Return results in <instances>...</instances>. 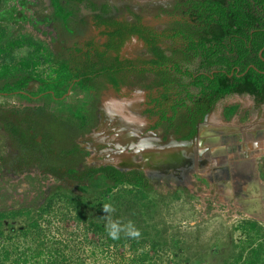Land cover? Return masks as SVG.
<instances>
[{"label": "trees", "instance_id": "obj_1", "mask_svg": "<svg viewBox=\"0 0 264 264\" xmlns=\"http://www.w3.org/2000/svg\"><path fill=\"white\" fill-rule=\"evenodd\" d=\"M5 1L0 0V10ZM84 1L51 0V3L58 11L57 16L68 26L70 16ZM90 4L92 10L99 12L93 16L94 25L102 28L107 42L101 45L93 38L70 62L54 60L48 46L30 35L9 38L0 25V96L17 94L29 100L44 95L62 99L70 88H79L92 91L96 102L108 85L119 92L130 84L132 77L153 74L159 77L156 85L161 87L159 96L150 98L161 108L162 121L172 122L175 118V115L168 116L166 108L170 102L175 112L177 106L191 102L202 118L219 100L235 94H250L257 103L264 102V0H188L184 13L187 18L176 21L173 29L163 31L145 25L137 15L134 21L111 18L107 16L108 4L101 7L93 1ZM131 37L143 41L156 58H123L120 52ZM166 40L180 44L184 57L189 55L200 62L193 68L184 67L180 62L170 67V59L161 46ZM23 48L28 49L27 55L15 62L14 52ZM46 65H49L46 70H40ZM171 73L177 76L172 81ZM33 82L38 83L35 93L28 91ZM188 109L194 115L192 107ZM237 109V106L227 108L226 116L234 115ZM96 113L95 108L84 107L76 109L72 117L58 116L43 106L26 107L15 114L0 110L1 124L17 152L13 160L0 158L3 164L9 165L12 160L19 169L39 166L48 174L77 184L84 193L88 187H106L99 198H89L57 186V193L39 212L1 211L0 264H29L36 259H42L41 264L76 263L65 252L68 246H62L61 242L46 244L47 230L40 221L44 215L53 214L55 202L62 203L65 210L60 211L59 221L66 223L74 218L86 232L105 239L107 247L127 246L132 254L130 264H158L157 256L150 257V250L157 254L168 246V241L150 237L144 231L148 225H143L142 219L151 209L148 206L151 201H147L150 180L142 171H122L112 165L80 168L86 153L77 140L97 126ZM160 124L161 121L157 123ZM194 132L195 129L187 138ZM120 187L123 188L119 195L117 192L107 200V195ZM238 229L242 239L217 264H264V226L257 221L243 220ZM178 237L175 235L171 240L175 248L182 245ZM147 248L150 250L146 251Z\"/></svg>", "mask_w": 264, "mask_h": 264}, {"label": "rangeland", "instance_id": "obj_2", "mask_svg": "<svg viewBox=\"0 0 264 264\" xmlns=\"http://www.w3.org/2000/svg\"><path fill=\"white\" fill-rule=\"evenodd\" d=\"M90 1L97 5L100 0H85L84 3L78 5L76 13L70 16L68 26H65L63 20L57 16L58 11L55 10L51 0H6L0 10V25L6 30L9 38L30 35L34 39L44 42L52 51L54 60L58 62L74 61L81 54L80 51L85 49L86 42L94 38L92 26L94 10L91 9ZM27 52V48L17 49L14 52L15 62L20 61L27 55ZM48 66H42L40 70H46ZM28 91L34 93L38 91V83L33 82ZM103 95L104 93L95 102L92 91H83L79 88H70L62 99L33 95L36 97L28 100L13 94L0 96V110H10L15 114L26 107L43 106L58 116L72 117L73 112L80 107L95 108L99 124L91 133L80 137L87 138L100 125ZM229 106H237L236 113L239 110H245L244 119H248L247 117L251 115V107H243L241 102H226L223 108ZM235 114L230 117L226 116L227 120L235 119ZM222 120L226 121L223 117ZM80 138L77 140L78 144ZM79 145L86 153L80 168L83 165L105 166L94 165L91 162V151L81 144ZM16 156L17 152L13 149L0 120V158L11 157L13 160ZM135 159L138 162L142 161L138 154L135 155ZM12 160L9 165L3 164L0 160V212L18 209L39 212L57 193V186H63L89 198H99V194L106 188L104 186L100 188L88 187L84 193L77 184L68 182L65 178L61 179L48 174L39 166L33 165L19 169V166ZM259 163H262L264 168V155L262 159H259ZM262 165L260 170L263 172L261 171L262 178H260L264 182ZM138 170L146 174L144 170ZM147 178L151 182L147 200L151 201L148 204L151 209L149 215L142 219L144 220L143 225H148L144 231H147L150 237L154 235L157 239L168 241V246L172 247L168 248L167 246L157 254L147 248L146 251L150 250V257L157 256L158 264L220 263L232 252L233 244L242 239L241 231L238 229L241 221H257L264 226L263 217L249 215L224 200L222 195L225 192V187L205 174L190 170L188 182L180 185L174 182L168 185L167 181L160 182V179L157 181L151 176H147ZM122 188L120 187L114 190L111 195H107V200H111V196L114 197L117 192L119 195ZM62 208V203L55 202L53 214L44 215L40 221L42 227L47 230L45 238L47 245L61 242L62 246H68L65 252L74 257L75 264H79L80 261L84 264H130L132 254L127 246L118 249L107 247L105 239L92 232H86L82 228V224H78L74 218H69L66 223L59 221L60 213L65 211ZM17 225L19 226L20 223ZM50 226L51 228H49ZM155 230L160 233L157 234ZM175 235L179 236L177 241L182 243L177 248L171 243ZM12 244L14 245V243ZM176 255L177 257H174ZM41 260H31L29 264H41Z\"/></svg>", "mask_w": 264, "mask_h": 264}, {"label": "water", "instance_id": "obj_3", "mask_svg": "<svg viewBox=\"0 0 264 264\" xmlns=\"http://www.w3.org/2000/svg\"><path fill=\"white\" fill-rule=\"evenodd\" d=\"M175 1L177 0H100L97 6L108 4L110 11L107 16L111 18L134 21V15H137L143 19L147 26L163 31L176 27V19L182 14V10L178 11L175 18H172L164 13L166 10H161L174 5ZM95 13L97 11L94 10L93 16ZM93 16L94 38L99 44L104 43L105 39L101 35L102 29L95 27ZM162 47L167 52L170 64L180 62L184 67L191 66L193 68L198 63L189 55L183 56L182 51L179 50L180 44L166 40ZM120 53L129 59L150 60L152 57L146 46L137 38L128 40ZM176 77L174 73L169 74L171 81ZM159 80V77L153 74L144 78L132 77L130 84L118 93L112 91L111 88L104 93L98 129L89 137L80 138L78 141L79 144L91 151V162L94 165H114L122 171L138 168L144 170L146 176L180 184H186L188 172L195 170L225 187V192L222 195L224 200L249 215L259 218L264 216V186L258 178L254 164V157L258 153H264V140L259 142L260 144H256L257 147H263L257 153L251 149L253 140L243 142L242 144L244 146L246 144L247 149L242 155H240L241 153L236 154L237 151L234 150L229 151L221 144L222 136L233 133L237 138H240L242 135H238L239 133L246 132L250 128H257L262 124L264 122V105L263 108L257 109L259 105L249 96L236 95L217 103L209 117V123L200 124L199 143H202V146L194 158L187 150V145L170 149L137 145L134 142V136L142 129L136 117L143 114V104L146 102L148 93L156 92L154 95L159 96L158 89L161 86L156 85ZM152 85L156 88L152 89L153 92L152 90L147 92V88L149 89V86ZM173 88L176 86L174 85ZM226 102H241L243 107L250 106L251 121L244 125L226 124L221 116V110ZM231 129L237 130V133ZM156 135L158 138H162L164 133L158 131ZM102 138H105L106 143L102 144L101 151L97 152V149L93 148L94 142L100 141ZM136 154L142 159L141 162L136 161ZM179 174H181L180 179Z\"/></svg>", "mask_w": 264, "mask_h": 264}, {"label": "flooded vegetation", "instance_id": "obj_4", "mask_svg": "<svg viewBox=\"0 0 264 264\" xmlns=\"http://www.w3.org/2000/svg\"><path fill=\"white\" fill-rule=\"evenodd\" d=\"M187 1L188 0H177V1H175L174 5H170V7H172V8L168 7V8L161 9V10L162 11L166 10L164 13L166 15H168V17L170 16L172 18L174 16H176V13L178 11L182 10L181 11L182 14L181 15L179 14L180 17H177L176 21H183L184 18H187L184 15V13L187 10V7H185V3ZM97 13H99V12L97 11ZM142 22H143V19H142ZM98 29H102V28H98ZM101 35H103V34L101 33ZM103 37H104L105 41H104V43H101V45H104L107 42V37L104 35H103ZM133 38L139 39L138 37H131L130 39H133ZM127 41H126V43H127ZM95 42L98 43L96 40H95ZM141 42L143 43V41H141ZM125 44H124V46H125ZM143 45L145 46L144 43H143ZM161 46H162V44H161ZM162 49H163V47H162ZM149 53L152 56L150 58V60L156 58L152 52L149 51ZM123 58H125V57H123ZM147 60H149V59H147ZM198 62H200V61H198ZM174 64H170L169 66L172 67V65H174ZM178 78L181 79L180 77H178ZM110 88L115 93H118V91H116L112 86L108 85L107 88L102 90L101 94L107 92ZM123 88L124 87H122L121 90ZM153 88L155 89L156 86H154V85L149 86V89L147 88V92L151 91ZM195 89H197V88H195ZM152 92H153V90H152ZM197 92H198V90H197ZM154 94L153 93L147 94L146 102L143 104L144 105L143 106L144 107L143 108V114L136 117L137 122L139 123L142 130L137 135L135 134V136H134L135 141L134 142L137 145H148L151 148L156 147L157 149L158 148L170 149L172 147L176 148L177 146L186 147V145H187V147H186L187 150L191 152V156H193V158H194V155L198 154V151H199L200 147L202 146V143H199V133H200L199 127H200V124L206 123V122L209 123V117L211 116L212 111L216 107L217 103H219L223 99L219 100L215 104V106H213L212 109L210 111H208L207 114H205L203 116V118H202V113L197 112L196 111L197 108H195V105L191 104V102H188V104L185 106H177V109H176L177 112H175L173 110L172 104L170 102V104H168L167 108H166L168 111V116L172 117L175 115V118L173 119L172 122H169L166 120H163V121L161 120L162 113L159 112V110L161 108L157 107L156 103L152 102V99L150 98V96H152V98L158 97V95H154ZM235 95L236 96H249L255 103H257L256 98L254 96H251L250 94H242V95L235 94ZM232 96H234V95H232ZM257 105H259V107L257 109H261V108H263L264 104L263 103H261V104L257 103ZM188 106L192 107V111L195 112L196 115H195V113H194V115L190 114ZM229 107H224L221 110V116L226 121H228V120L226 118L225 111ZM151 111H153V112H151ZM159 121H161V124L157 125V123ZM193 121H196L195 126H193V124H192ZM98 124H99V121H98ZM194 129H195L194 135L190 138H187L191 134L192 130H194ZM231 130L235 131L234 129H231ZM158 131H161V132L163 131L164 136L162 138L157 137L156 134ZM246 132L239 133L238 135H242L240 138L239 137L237 138L236 134H233V133L229 134L228 136H222L221 144H223L225 147H227L229 151L234 150V151H237L236 154L241 153L240 155H242L244 153V150L247 149L246 144L244 146L242 143L245 141H248V140H250V141L253 140L254 143H253V146H251L252 151L255 153L260 152V150H262L263 147H257L256 144H260L259 142H262L264 140V122L262 124H260L257 128H250ZM235 133H237V130L235 131ZM243 136H244V138H243ZM104 139L102 138V140L94 142L95 144H94L93 148L97 149V152H100L101 148H102V144L106 143V140H104ZM185 143H187V144H185ZM100 146H101V148H100ZM168 154H170V153H168ZM105 166H108V165H105ZM134 170H138V169H134ZM177 173H179V172H177ZM180 175L181 174L178 175L179 179L181 178ZM145 176H146V174H145Z\"/></svg>", "mask_w": 264, "mask_h": 264}, {"label": "crops", "instance_id": "obj_5", "mask_svg": "<svg viewBox=\"0 0 264 264\" xmlns=\"http://www.w3.org/2000/svg\"><path fill=\"white\" fill-rule=\"evenodd\" d=\"M244 114H245V110H239L234 117H236L235 119H232V120H228V121H225L226 124H233V125H244V124H247L251 121V115L249 117H247L248 119H244ZM263 117H264V112H263ZM254 164H255V168H256V171H257V175H258V178L259 180L261 181V183L263 184L264 186V182H263V179H261L262 175L261 173L263 172L262 170H260V166L262 165V163L260 164L259 163V156L256 155L254 157ZM262 168H263V165H262ZM264 170V168H263ZM262 171V172H261ZM261 177V178H260ZM263 217V220H264V216Z\"/></svg>", "mask_w": 264, "mask_h": 264}, {"label": "bare ground", "instance_id": "obj_6", "mask_svg": "<svg viewBox=\"0 0 264 264\" xmlns=\"http://www.w3.org/2000/svg\"><path fill=\"white\" fill-rule=\"evenodd\" d=\"M257 155L259 156V159H262V156L264 155V153H258ZM189 177H191V176H189ZM154 179H156L157 181H160V180L157 179V178H154ZM164 181H165V180H164ZM160 182H162V180H161ZM170 183H171L170 181H167V184H168V185H169ZM177 184L180 185V183H177Z\"/></svg>", "mask_w": 264, "mask_h": 264}]
</instances>
